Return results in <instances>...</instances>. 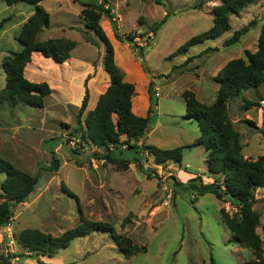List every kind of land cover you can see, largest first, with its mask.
<instances>
[{
	"label": "rangeland",
	"instance_id": "374dc122",
	"mask_svg": "<svg viewBox=\"0 0 264 264\" xmlns=\"http://www.w3.org/2000/svg\"><path fill=\"white\" fill-rule=\"evenodd\" d=\"M162 1L160 5L152 0H107L105 4L114 14L119 32L133 34L135 42L144 46L143 59L138 57L129 43L117 41L113 37L111 24L104 15H101L99 24L104 33L112 38L114 60L123 71L124 80L134 84L131 104L133 111L136 105H141L140 100L144 103L149 80L156 79L155 86L160 96L156 97L158 104L149 119V129L143 136V144H153L162 149L182 146L181 162H163L165 170L170 172H165L160 179L158 176L149 178L143 171L145 168L154 170L152 155L119 147L113 151V161H108L97 155L101 152L93 144L80 143L79 133L73 136L77 138L74 147L68 145L70 133L77 126L78 110L85 88L89 93L88 82L95 80L96 85L90 87L94 91L97 86L102 89L103 86L98 84L104 77L108 78L100 59L104 46L101 42L95 46L82 37L83 30L96 36L85 27L84 19L80 16L81 5L77 1L42 0L40 4L49 13L50 24L39 33L38 39L64 37L75 41L76 46L70 52V57L62 63L38 53L41 55L37 61L38 78L33 82L48 79V85L54 87L49 97H45L43 108L0 102V156L16 168L38 176V185L28 200L13 206V220L4 227V233L9 235L3 243V249L0 247V253L5 249L4 246L9 247L6 245L9 241L13 247L18 246L17 234L23 228H37L58 235L76 226L81 212L86 219L109 222L117 233L130 237L137 245L144 246V250L124 257L108 233L93 232L57 250L52 256L56 257V264H245L252 258L248 248L231 240V233L221 220L219 211L222 208L232 213L235 207L212 193L198 195L195 190L184 187L195 176L203 184L213 182L206 168L203 146L193 145L199 136L197 121L185 116V101L181 96L183 90L195 92V88H204L207 83H195L193 76L189 75L191 72L180 73L181 68L176 73H168L183 58L198 54L208 46L215 45L218 48L216 55L220 56L219 65L232 58H245L246 52L255 51L264 19V0H254L238 15H232L230 30L218 40H206L190 47L186 53L171 58L170 54L179 45L211 26V6L218 3V0H206L200 8H195L199 0ZM33 9L32 5L26 3L7 5L4 0H0V21L10 17L0 28V60L4 55L20 49L17 40L20 28L33 13ZM165 12L168 13L167 20L159 28L155 27ZM252 20H255V24L237 43L223 46L224 40L234 30L248 25ZM149 33L154 34L153 39H149L145 45ZM142 60L145 61L148 73L141 66ZM193 64L190 62L188 66ZM207 64L210 68L213 59ZM35 71L31 66L25 76L32 80L30 74ZM215 72L202 71L203 80H209ZM4 84L5 75L0 63V90ZM259 90L263 99L264 85ZM95 91L90 96V102L88 94L81 122L95 98ZM215 91L212 92L211 100H207L208 95L206 100L199 96V100L210 103L215 97ZM251 109L249 113L252 117H244L243 120V117L238 116L240 111L230 107L229 117L232 122L238 118L235 125L241 131L245 149L250 148L247 139L252 138L255 132L262 135H257L261 143L250 149L251 155L257 156L264 154V126L258 129L254 122L258 115L263 117L264 110L260 109V103ZM248 120L254 125L249 124ZM71 149L76 153L71 152ZM51 151L58 159L59 166L57 170L50 171L45 168L50 164ZM140 163L144 170L140 169ZM125 164L127 166L124 167ZM3 178L4 175L0 173V182ZM62 185L78 199L68 195ZM163 185L168 189L166 192ZM255 198L253 208L261 215L256 231L263 239L261 226L264 224V189L256 190ZM262 245L264 250V242ZM20 258L24 261V257ZM51 260L46 255L33 253L30 260L24 262L44 264Z\"/></svg>",
	"mask_w": 264,
	"mask_h": 264
},
{
	"label": "trees",
	"instance_id": "16d2710c",
	"mask_svg": "<svg viewBox=\"0 0 264 264\" xmlns=\"http://www.w3.org/2000/svg\"><path fill=\"white\" fill-rule=\"evenodd\" d=\"M7 5L18 2L26 3L34 7L33 13L22 23L18 35L20 49L5 55L1 60V67L5 75L4 87L0 90V102L14 105L20 103L24 106L42 108L44 97L51 93V88L45 81H29L24 75V69L31 59L33 52H39L45 57H52L56 62L62 63L70 57V52L75 48L76 42L67 38H47L40 40L38 34L50 24V15L40 4L42 0H4ZM81 5L80 16L84 19L85 27L94 32V37L87 30H83L82 37L86 42L95 46L101 42L104 46L102 66L108 74L109 84L105 91L97 99L94 108L88 110L81 122V115L88 103V90L81 101L77 115V126L70 133L71 136L79 133V142L93 144L100 150L97 154L102 159L113 161V151L119 147L139 153L147 152L152 155L156 163L172 160L180 163L182 159V146L169 149L158 148L154 145L137 143L148 132L149 119L153 114L158 100L154 95V79L148 82L149 106L144 116L133 113L131 100L134 94V84L124 80L123 71L114 60V48L99 24L101 15H104L111 24L113 36L120 42L129 43L136 50L138 57L144 58V46L135 42L131 33L121 34L116 18L109 7L107 0L83 1L74 0ZM147 1V0H141ZM157 4H163L162 0H152ZM254 0H218L211 6V26L204 31L192 35L179 45L169 58L185 53L196 44L209 39H215L223 35L230 28V17L238 15L242 9ZM206 0H199L195 8H200ZM168 17L165 12L163 18L155 24L159 28ZM10 19L2 18L0 28ZM255 24L252 20L248 25L236 29L224 40L223 46L237 43L241 36ZM218 50L217 47H207L196 55L187 56L179 65H173L168 74L176 73L179 68L201 54ZM141 66L146 73L148 68L145 61ZM186 70H181L180 73ZM166 75V74H165ZM218 84L217 92L211 103L200 101L190 89L181 92L185 101V116L197 121L199 136L193 145H202L206 153V168L208 174L213 177V182L203 184L198 176L190 178L184 187L195 190L198 195L212 193L224 202L228 201L235 207L232 213L223 208L219 211L222 222L231 233V240L251 251L252 258L245 264H264L263 242L256 228L260 224V212L253 208L256 201L255 192L264 189V155L256 159L243 157L241 135L231 121L227 107L228 103L241 96L247 90H254L256 99H243L241 109L248 110L259 105V89L264 85V19L257 38V48L253 52H246L245 58L230 59L213 77ZM248 123H254L248 120ZM264 126V113L262 119ZM71 152L76 153L71 149ZM51 160L47 170H57L58 159L54 152H50ZM122 160V159H121ZM126 162V161H125ZM127 164L124 165V167ZM140 169L144 170L142 164ZM151 178L157 176L154 170L145 168L143 171ZM0 173L4 178L0 182V229L9 225L13 220V206L24 203L38 185V176L30 175L16 168L10 161L0 156ZM62 189L75 200L78 198L66 186ZM264 234V224L261 226ZM93 232L108 233L114 241L117 249L124 257H130L134 253L144 250L133 240L116 232L112 224L103 221H93L79 215V223L58 235L42 231L37 228H23L17 234V244L25 251L21 253H0V264H12L14 257L31 258L33 253L52 257L59 249L66 248L76 238L86 236ZM52 264V263H44ZM196 264V263H193Z\"/></svg>",
	"mask_w": 264,
	"mask_h": 264
},
{
	"label": "crops",
	"instance_id": "0c3cea01",
	"mask_svg": "<svg viewBox=\"0 0 264 264\" xmlns=\"http://www.w3.org/2000/svg\"><path fill=\"white\" fill-rule=\"evenodd\" d=\"M85 1V0H84ZM106 18V17H105ZM26 20V19H25ZM24 20V21H25ZM48 27H46V28H44L40 33H42L45 29H47ZM230 30V29H229ZM228 30V31H229ZM120 31V30H119ZM227 31V32H228ZM121 32V31H120ZM226 33V32H225ZM224 33V34H225ZM111 34H113V33H111ZM39 35V34H38ZM107 37H108V39H109V41L111 42V44H112V46H113V42H112V38L107 34L106 35ZM222 36V35H221ZM220 36V37H221ZM114 37V36H113ZM220 37H218V39L220 38ZM47 38H50V37H45L44 39H47ZM64 38V37H63ZM215 39H217V38H215ZM217 39V40H218ZM43 40V39H42ZM212 40H214V39H212ZM118 41V40H117ZM205 42V41H204ZM203 42V43H204ZM99 43V42H98ZM199 44H201V43H199ZM197 45V44H196ZM193 46H195V45H193ZM192 47V46H191ZM209 47V46H208ZM211 47H215V45H212ZM114 48V47H113ZM205 48H207V47H205ZM204 48V49H205ZM256 48H257V46H256ZM189 50V49H188ZM103 52H104V50H103ZM201 52V51H200ZM246 52V51H245ZM39 52H33L32 54H31V61L26 65V67H25V69H24V75H26V71H28V70H30V68H31V66H33V69H35L36 71L35 72H33V73H31L30 75L31 76H33L32 77V80H30L29 78H27L26 76V78L28 79V80H30V81H34V79L36 80V78H38L37 77V73L36 72H38V64H37V61H39L40 60V57H41V55H39L38 54ZM186 53V52H185ZM218 53V50H215V51H213V52H206V53H203V54H201L199 57H197V58H195L193 61H191V62H193L194 64L192 65V66H188V64L186 65V66H184L186 69H182L181 68V70H186L185 72H191L189 75H192L193 76V81L195 82V83H197L198 81L200 82V81H204L205 83H207V86L206 87H204V88H200V89H196L195 88V95H196V97L199 99V96L201 97V98H203L204 100H206V96L208 95L209 97L207 98V100H211V98H212V96H213V93L212 92H214V90L216 89V91H215V95H216V92H217V88H218V84L214 81V79H213V77L216 75V73L218 72V70L220 69V68H222L227 62H224V63H222L221 65H219L220 63V56L219 55H216ZM181 54V53H180ZM71 55V54H70ZM196 55V54H195ZM5 56V55H4ZM3 56V57H4ZM102 56H103V54H101V61H102ZM189 56H191V55H189ZM2 57V58H3ZM114 57H115V50H114ZM184 59H186V58H183L182 60H181V63L184 61ZM211 59H213V64L210 66V68H208V61H210ZM2 60V59H1ZM1 60H0V63H1ZM190 63V62H189ZM29 66V67H28ZM187 66H188V68H187ZM103 67V66H102ZM179 70H180V68H179ZM180 70V71H181ZM205 70H207V71H216L215 72V74L213 75V76H210V79L208 80V79H205V80H203V76H202V71H205ZM179 71V72H180ZM187 72V73H188ZM199 72V73H198ZM182 73H184V72H182ZM102 77H104L103 76V74H102ZM106 77H108V75L106 76ZM158 79V78H157ZM41 80H43L42 78H41ZM100 80H102V79H100ZM155 81V84L157 83L156 82V79H154ZM45 82H47V83H49V80L47 79V80H44ZM40 82V81H39ZM109 82H110V80H109V77L108 78H105L104 77V79L102 80V82L101 83H99L98 85H100V86H103V88L102 89H100V87L99 86H97V87H95L94 88V91H95V98H94V100H93V102L91 103V106L89 105V109L88 110H90V109H92V108H94V106L96 105V102H97V99H98V97H99V95L101 94V93H103L104 91H105V89H106V87L108 86V84H109ZM105 83V84H104ZM88 84L90 85L89 86V102H90V96H91V94H92V92L94 93V91H92L91 90V88L90 87H93V86H95L96 84H95V80H91V81H89L88 82ZM217 84V85H216ZM164 85H166V83L164 84ZM49 87L51 88V90H52V92H53V90H54V87H52L51 85H49ZM160 87H162V86H160ZM155 89H157V91L159 92V89H158V87L157 86H155L154 87V90ZM260 91V90H259ZM51 92V93H52ZM210 93H212L211 95H210ZM48 97H49V95H47ZM47 96H45V97H47ZM159 96H160V93H159ZM45 97H44V100H45ZM132 98H133V96H132ZM215 98V97H214ZM243 99H251V100H255L256 99V95H255V91L254 90H247V91H245L241 96H239V97H237L235 100H233L231 103H230V105H228V107H227V111H228V114H229V111H230V107L232 108L233 107V109H234V107L237 109V110H239L240 111V114L238 113V116L239 117H243L242 119L244 120V117H252L251 115H250V111L249 110H252L251 108L250 109H248V110H242L241 109V105H242V100ZM214 100V99H213ZM140 102H141V105L139 106V105H136V110L135 111H133V107H132V105H131V109H132V111H133V113H135L136 115H139V116H144L145 114H146V111H147V108H148V106H149V97H148V95H147V97L145 98V100H144V103L142 104V101L140 100ZM212 101H210V103H211ZM131 104H132V100H131ZM44 106V105H43ZM139 106V107H138ZM157 107V106H156ZM43 108V107H42ZM253 108V107H252ZM38 109H41V108H38ZM237 116V117H238ZM258 117H259V115H258ZM258 117H256V121L254 122L255 123V125H256V127L258 128V129H260L261 128V125H262V119H263V117H262V115L258 118ZM241 119V120H242ZM250 119V118H249ZM240 120V119H239ZM238 122V118L236 119V120H234V122H233V124H234V126H235V128H236V123ZM242 122V121H241ZM157 124H159V121H157ZM263 126V125H262ZM238 129V131L240 132V135H241V131H240V129L239 128H237ZM258 134H260L258 131L257 132H255L254 134H253V137L252 138H248L247 139V143H249V149H245L244 148V145H245V143L242 141V139H241V141H242V150H241V153H242V155H243V157H245V158H248V159H256L258 156H261V155H251V153H250V149H253V146L254 145H259L260 143H261V141H260V139H258ZM145 135V134H144ZM143 135V136H144ZM261 135V134H260ZM241 137H242V135H241ZM261 137H262V135H261ZM250 141H251V143H250ZM143 142L145 143V141L143 140V137H142V139L137 143L138 145H140V144H143ZM262 142H264V140H262ZM146 144H148V143H146ZM146 144H144V145H146ZM149 145H153V144H149ZM155 146V145H154ZM156 147H158V146H156ZM158 148H160V147H158ZM247 150V151H246ZM262 155H264V154H262ZM181 162V161H180ZM179 164V163H178ZM1 231H2V233L0 232V247L3 249V243H4V241L6 240V237H8V233H4L6 230H5V228H1L0 229ZM6 245H9V247H7V246H4V250H1V253H7V252H10V253H14V252H16V251H18V252H24L25 253V251L24 250H22L20 247H19V245L17 246V247H13L12 246V243H11V241H9ZM52 260V262H48V263H52V264H56V262H54V259L56 258V257H50ZM23 260L24 261H26V260H30V258H28V259H26V258H23ZM24 261H22L21 260V258L20 257H14L12 260H11V262H12V264H26Z\"/></svg>",
	"mask_w": 264,
	"mask_h": 264
},
{
	"label": "built area",
	"instance_id": "2783aa9c",
	"mask_svg": "<svg viewBox=\"0 0 264 264\" xmlns=\"http://www.w3.org/2000/svg\"><path fill=\"white\" fill-rule=\"evenodd\" d=\"M153 33H149V36L147 37V42L145 43V45H147V43H148V41H149V39H153ZM142 46V45H141ZM154 95L156 96V97H159V92L155 89L154 90ZM259 103H260V109L261 110H264V98L263 99H260L259 100ZM73 136H75V135H73ZM73 136H71L70 138H68V145L70 146V147H74V145H75V142L77 141V138H74ZM145 154H147L148 155V153L147 152H145ZM152 165H153V169H154V171L156 172V174H157V176H158V178L160 179V178H162L163 177V175H164V173L166 172V173H169L170 171L169 170H165V167H164V163H156L155 161L152 163ZM169 176V175H168ZM167 176V177H168ZM161 181V180H160ZM163 190L166 192L168 189H167V187H166V185H163Z\"/></svg>",
	"mask_w": 264,
	"mask_h": 264
}]
</instances>
